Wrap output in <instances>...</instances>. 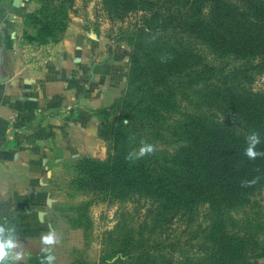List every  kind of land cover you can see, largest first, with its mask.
Here are the masks:
<instances>
[{
    "label": "trees",
    "instance_id": "obj_1",
    "mask_svg": "<svg viewBox=\"0 0 264 264\" xmlns=\"http://www.w3.org/2000/svg\"><path fill=\"white\" fill-rule=\"evenodd\" d=\"M30 1L39 7L22 16L34 31L24 34L45 45L74 0ZM101 10L127 47V89L96 112L106 158L78 160L71 184L144 207L136 235L127 223L107 234L101 264L264 263V222L249 213L264 200V154H244L253 132L264 153V0H102ZM142 142L155 151L136 160ZM199 216L193 251L163 239Z\"/></svg>",
    "mask_w": 264,
    "mask_h": 264
},
{
    "label": "crops",
    "instance_id": "obj_2",
    "mask_svg": "<svg viewBox=\"0 0 264 264\" xmlns=\"http://www.w3.org/2000/svg\"><path fill=\"white\" fill-rule=\"evenodd\" d=\"M37 8L29 0H0V225L19 236L33 217L46 216L27 202L51 207L48 190L62 175L63 158L101 151L96 124L79 104L91 83L87 58L77 53L89 46L81 49L69 35L45 45L27 40L24 33L34 31L22 16ZM102 66L91 70V81L108 70Z\"/></svg>",
    "mask_w": 264,
    "mask_h": 264
},
{
    "label": "rangeland",
    "instance_id": "obj_3",
    "mask_svg": "<svg viewBox=\"0 0 264 264\" xmlns=\"http://www.w3.org/2000/svg\"><path fill=\"white\" fill-rule=\"evenodd\" d=\"M101 1L74 0L68 11L69 22L65 31L59 35L50 36L48 41L58 43L69 35L70 40L81 49H83L82 45L89 46L86 52L78 51L77 53V56L87 58L89 83H91L88 91H84L79 104L89 110L96 124L95 138L100 141L101 151L99 154L79 153L78 156L63 158L62 175L53 181L55 184H51L48 190L50 197L54 199L51 207L48 204L44 206V204L27 202L35 213L37 210H44L46 216L33 217L30 222L31 228H26V235L19 236L11 233L20 241L21 247L18 250L26 254V259L17 261L16 264H40L43 253L40 251L39 237L49 230H55L60 237V243L50 253L55 257L52 264H101L102 247L109 246L108 242L103 245L107 234L124 231L126 228L122 227L125 223L129 224L128 229L133 230L134 235L140 229L137 227L143 219V206L135 202L109 205L101 201L102 195L93 194L85 188L78 189L71 184L72 180L77 177L75 167L78 160L82 158L104 160L106 158L108 144L98 137L99 118L96 112L99 109L109 108L127 89L126 78L130 66L126 54L127 47L124 42L117 40L119 24H112L108 21L107 16L101 10ZM131 18V22L136 20L135 17ZM25 34L31 36L29 33ZM91 46L94 48L96 57L94 62L91 61V52H93ZM32 51L35 52V50ZM33 53L31 55L33 60L43 58L36 57ZM100 65L108 70L94 73V81H91V70L94 67L99 68ZM263 83L264 78H261L256 86L259 87ZM103 88H105L104 92ZM102 92L103 96H101ZM256 211H259L264 222L262 196L256 197L249 213ZM201 222H203V216L198 217L196 225L192 228H186L182 222H175L170 228H166L163 239L166 238L167 242H178L177 248L181 251H193L194 249H190V245L194 244L191 240L192 232ZM117 225L119 228H116ZM8 229L10 228H5V231L7 232ZM4 235L5 233H0V237ZM113 238H115L114 235Z\"/></svg>",
    "mask_w": 264,
    "mask_h": 264
},
{
    "label": "clouds",
    "instance_id": "obj_4",
    "mask_svg": "<svg viewBox=\"0 0 264 264\" xmlns=\"http://www.w3.org/2000/svg\"><path fill=\"white\" fill-rule=\"evenodd\" d=\"M247 139L250 143L245 149L244 154L248 157V159L255 160L257 156L264 154L255 150L256 145L260 142L259 136L256 132H253ZM154 151L155 146L153 144L142 142L138 152L136 153L135 159H142L145 156L153 154ZM125 159L132 161V153L129 152ZM253 183H255V181L249 182L248 186H251ZM14 231V228H10L6 232L5 228L0 225V233H5L3 237H0V264H16L17 261L26 259V254L22 250H18L21 247L20 241L11 235ZM39 240L41 245L40 251L43 253L40 258V264H52L55 257L50 255V253H52L54 247L60 243V237L57 235L55 230H49L42 233Z\"/></svg>",
    "mask_w": 264,
    "mask_h": 264
}]
</instances>
